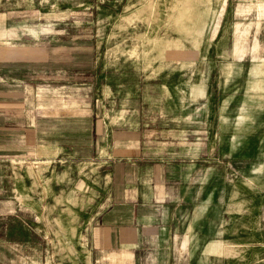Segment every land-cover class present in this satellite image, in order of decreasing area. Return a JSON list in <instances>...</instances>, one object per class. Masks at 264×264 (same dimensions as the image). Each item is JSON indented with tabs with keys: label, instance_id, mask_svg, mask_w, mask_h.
<instances>
[{
	"label": "rangeland",
	"instance_id": "rangeland-1",
	"mask_svg": "<svg viewBox=\"0 0 264 264\" xmlns=\"http://www.w3.org/2000/svg\"><path fill=\"white\" fill-rule=\"evenodd\" d=\"M37 126L75 154H0V245L42 241L0 264H264V0H0V131ZM119 127L182 161L133 256L94 234Z\"/></svg>",
	"mask_w": 264,
	"mask_h": 264
},
{
	"label": "crops",
	"instance_id": "crops-1",
	"mask_svg": "<svg viewBox=\"0 0 264 264\" xmlns=\"http://www.w3.org/2000/svg\"><path fill=\"white\" fill-rule=\"evenodd\" d=\"M27 76L28 73L25 77L20 71L18 79L8 76L2 80V83L10 86L16 79L24 80L27 79ZM25 98L28 99L26 96ZM8 114L16 116L17 122H21L25 116L23 111H19L17 114ZM9 122L11 125L14 120L11 119ZM89 128L92 139L89 138L88 147L95 141L94 127ZM2 129L3 131H0V154L4 156H20L25 159L32 155L36 156L40 151L55 152L56 154L60 151H67L70 154H75L73 127L37 126L3 127ZM149 133L151 131L145 130L144 127H119L116 129L111 156H108L111 159L107 161L110 168V198L94 222L96 248L101 251L120 250L122 252L121 249L129 248L130 253H125L133 256L132 251L140 246L146 238L153 236L154 230L159 228L160 217L170 190V179L178 180L182 161H179V158L173 154L175 152L169 148L161 149L160 147L164 143L150 141L153 138L149 139L147 135ZM164 150L169 151L164 153ZM193 158L196 160V157ZM1 198L5 197L2 195ZM8 200L7 204L12 206L9 197ZM2 202L0 203L2 204ZM11 210L19 212L26 222H32L25 213L27 209L16 205ZM25 221L21 222L24 231L28 227V223ZM33 221H35L34 215ZM13 233L14 230H11V235ZM8 237L10 238V235ZM9 238L5 240L7 245H0V259L32 261L39 258L42 248L41 240L39 244L32 242L27 245V243L11 242ZM110 259V254L105 256V260Z\"/></svg>",
	"mask_w": 264,
	"mask_h": 264
}]
</instances>
